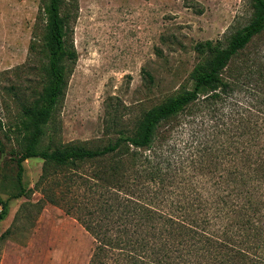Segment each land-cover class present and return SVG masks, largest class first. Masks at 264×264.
Returning a JSON list of instances; mask_svg holds the SVG:
<instances>
[{"label": "trees", "instance_id": "obj_1", "mask_svg": "<svg viewBox=\"0 0 264 264\" xmlns=\"http://www.w3.org/2000/svg\"><path fill=\"white\" fill-rule=\"evenodd\" d=\"M62 4L41 0L46 78L23 111L18 191L10 198L30 194L25 161L41 157L43 198L33 206L62 205L85 227L95 240L89 264H264V55L258 67H229L264 37V0H251L249 21L224 40L194 45L190 85L132 127L108 113V142L93 146L52 144L53 117L78 57ZM10 198H0V222Z\"/></svg>", "mask_w": 264, "mask_h": 264}, {"label": "rangeland", "instance_id": "obj_2", "mask_svg": "<svg viewBox=\"0 0 264 264\" xmlns=\"http://www.w3.org/2000/svg\"><path fill=\"white\" fill-rule=\"evenodd\" d=\"M40 6L41 0H0L2 199L18 191L23 111L38 100L46 78ZM62 14L78 57L53 117L52 144L93 146L108 142V113L132 127L143 111L190 85L194 45L224 40L249 21L252 8L251 0H63ZM258 54L264 55V37H255L229 67H258ZM49 143L47 136L43 145ZM44 164L41 157L25 161L24 181L32 191L10 198L0 222V264H89L95 240L85 227L62 205L46 203L39 212L33 206L43 198L37 183Z\"/></svg>", "mask_w": 264, "mask_h": 264}]
</instances>
